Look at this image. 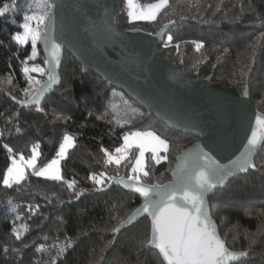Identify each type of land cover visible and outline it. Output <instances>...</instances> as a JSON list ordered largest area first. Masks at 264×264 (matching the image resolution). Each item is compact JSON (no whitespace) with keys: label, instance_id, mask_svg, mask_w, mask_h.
Returning a JSON list of instances; mask_svg holds the SVG:
<instances>
[{"label":"trees","instance_id":"trees-1","mask_svg":"<svg viewBox=\"0 0 264 264\" xmlns=\"http://www.w3.org/2000/svg\"><path fill=\"white\" fill-rule=\"evenodd\" d=\"M13 3L0 0V264H166L148 247L150 216L120 229L144 200L111 182L125 177L166 184L176 157L199 137L149 117L102 76L84 72L67 49L59 86L41 106L28 105L32 88L48 73L27 69L47 65L41 44L19 41L26 11L6 16ZM119 5V29L156 34L167 26L159 47L167 59L239 96L248 90L252 107L264 115V0H167L152 23L129 21L125 1ZM146 132L167 143L161 161L149 153L142 174L134 171L136 150L119 163L109 161L128 134ZM66 135L74 146L62 162L61 179L29 170L22 181L4 184L11 157L29 158L38 148L40 168L57 155ZM209 204L228 249L247 253L234 264H264V140L254 168L216 188Z\"/></svg>","mask_w":264,"mask_h":264},{"label":"water","instance_id":"water-1","mask_svg":"<svg viewBox=\"0 0 264 264\" xmlns=\"http://www.w3.org/2000/svg\"><path fill=\"white\" fill-rule=\"evenodd\" d=\"M6 16H19L32 0H13ZM42 52L48 78L28 100L41 106L61 82L64 49L83 66L102 76L110 87L126 94L148 111L149 117L197 135L176 157L171 180L146 185L125 177L111 185L139 195L144 203L121 225L127 228L144 216L152 221L149 248L166 264H234L246 257L232 252L221 237L209 199L237 173L254 168L264 140V115L243 96L215 85L212 79L187 74L160 51L167 34L136 29L122 31L115 23L122 0H49Z\"/></svg>","mask_w":264,"mask_h":264},{"label":"rangeland","instance_id":"rangeland-1","mask_svg":"<svg viewBox=\"0 0 264 264\" xmlns=\"http://www.w3.org/2000/svg\"><path fill=\"white\" fill-rule=\"evenodd\" d=\"M124 1L129 21L134 23H152L156 21L160 12L167 5V0H158L146 5L141 4L138 0ZM52 9L53 5L47 0H33L28 5L24 14V32L18 38L22 44L30 42L34 47L41 44L47 24L46 20H48ZM39 18L41 19V23L38 24V22H40ZM27 71L40 76H44L48 73L47 68L45 70L35 65L28 68ZM37 79L38 78L36 77L35 81H38ZM37 88L38 87L36 86L32 88L31 96L35 94ZM73 146V137L66 135L62 140L57 155L46 165L37 169L36 166L39 157L38 148L33 150V153L29 158L11 157L10 166L3 180L4 184L9 186L22 181L29 170H34L35 175L41 178L55 180L61 179L62 162ZM166 149L167 143L156 134L152 132L136 133L125 138L123 145L118 148L115 153L109 155V161L119 163L127 158L132 151L136 150L137 157L134 163V171L137 174H142L145 172L147 155L150 153L154 156L155 160L161 161V153Z\"/></svg>","mask_w":264,"mask_h":264},{"label":"built area","instance_id":"built-area-1","mask_svg":"<svg viewBox=\"0 0 264 264\" xmlns=\"http://www.w3.org/2000/svg\"><path fill=\"white\" fill-rule=\"evenodd\" d=\"M32 1H33V0H32ZM32 1H31V2H32ZM47 1H49V0H47ZM31 2H30V3H31ZM30 3H29V4H30ZM49 3H51V2L49 1ZM51 4H52V3H51ZM130 135H133V134L130 133V134H128L127 136H130Z\"/></svg>","mask_w":264,"mask_h":264}]
</instances>
